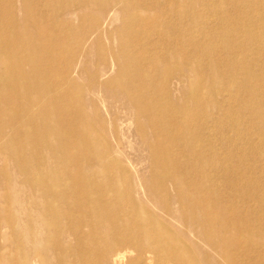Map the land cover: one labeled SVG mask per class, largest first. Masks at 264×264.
Wrapping results in <instances>:
<instances>
[{"label":"bare ground","instance_id":"6f19581e","mask_svg":"<svg viewBox=\"0 0 264 264\" xmlns=\"http://www.w3.org/2000/svg\"><path fill=\"white\" fill-rule=\"evenodd\" d=\"M259 2L0 0V264H264Z\"/></svg>","mask_w":264,"mask_h":264},{"label":"rangeland","instance_id":"374dc122","mask_svg":"<svg viewBox=\"0 0 264 264\" xmlns=\"http://www.w3.org/2000/svg\"><path fill=\"white\" fill-rule=\"evenodd\" d=\"M196 1H198L197 8H199L201 11H203V13L205 12V13L210 14L211 16H213L215 6H219L220 7V11H226V10L229 9L228 8L229 4L232 1H235V0H196ZM261 1H263V0H260V2ZM253 2H255V0H253ZM260 2L258 3V5H260ZM92 9L99 10V7H94ZM94 13H95V11L92 12V14H94ZM92 19H95L94 15L90 16V20H92ZM215 19H216L215 17H211V20H215ZM121 23H122V19H116L114 21L113 25L117 26V25H120ZM111 44H113V47L115 49L117 48V40L116 39H114ZM117 69H118V65L117 64L110 63L108 65V72L105 74V76H103V80H106V79L114 77L116 72H117ZM2 88H3V86L0 85V101L3 100V98H2ZM133 128H134V123H130L128 125L125 124L123 126V128H122L123 142H124L123 143V145H124L123 147H124V150H125V152L127 154H130V153H131V155L134 154V157L138 158V151L137 150H139L140 143H139L138 137L136 135H134V133H133ZM2 161H3V159H2V157H0V164L2 163ZM258 163L260 165L263 164V166H264V157L263 156H259V162ZM142 171H145V173L148 174L147 167H146L145 163L143 164ZM263 176H264V173H263ZM18 181H19V178H17V182ZM9 187H10V185H9ZM22 195H23V193L21 194V196ZM24 205L26 206L27 204L25 203ZM34 215H35V213L32 216H34ZM22 217H26L27 218L28 215L24 214V216H22Z\"/></svg>","mask_w":264,"mask_h":264}]
</instances>
